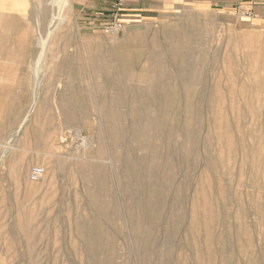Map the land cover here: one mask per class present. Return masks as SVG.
Wrapping results in <instances>:
<instances>
[{
	"label": "rangeland",
	"instance_id": "374dc122",
	"mask_svg": "<svg viewBox=\"0 0 264 264\" xmlns=\"http://www.w3.org/2000/svg\"><path fill=\"white\" fill-rule=\"evenodd\" d=\"M26 4L0 9V264H264V25Z\"/></svg>",
	"mask_w": 264,
	"mask_h": 264
},
{
	"label": "crops",
	"instance_id": "0c3cea01",
	"mask_svg": "<svg viewBox=\"0 0 264 264\" xmlns=\"http://www.w3.org/2000/svg\"><path fill=\"white\" fill-rule=\"evenodd\" d=\"M25 11H30L36 0H26ZM74 18L81 28L103 30L113 17L114 7L119 5L122 18L129 25L159 18L166 12L190 6L195 9H236L244 13L253 24L264 25V0H70ZM21 0H0L4 16L21 19ZM3 7V8H2ZM5 7V9H4Z\"/></svg>",
	"mask_w": 264,
	"mask_h": 264
},
{
	"label": "built area",
	"instance_id": "2783aa9c",
	"mask_svg": "<svg viewBox=\"0 0 264 264\" xmlns=\"http://www.w3.org/2000/svg\"><path fill=\"white\" fill-rule=\"evenodd\" d=\"M126 28V24L124 23V20L122 18V14L119 8V5H116L114 7V14L110 22L103 27V31L108 36H116L121 31ZM40 169H36L33 172V177L37 178L40 174Z\"/></svg>",
	"mask_w": 264,
	"mask_h": 264
},
{
	"label": "bare ground",
	"instance_id": "6f19581e",
	"mask_svg": "<svg viewBox=\"0 0 264 264\" xmlns=\"http://www.w3.org/2000/svg\"><path fill=\"white\" fill-rule=\"evenodd\" d=\"M33 91H34V90H33ZM34 92L36 93V91H34ZM35 93L33 94L34 96H35ZM254 94H255V93H254ZM249 96H251V95H249ZM250 98H251V97H250ZM32 99H33V97H32ZM34 99H37V98L34 97ZM259 99H260V98H259ZM32 102H35V100H34V101L32 100ZM35 103H36V102H35ZM32 109H33V108H32ZM25 150H26V149H25Z\"/></svg>",
	"mask_w": 264,
	"mask_h": 264
}]
</instances>
